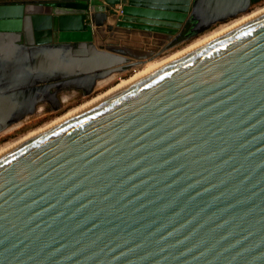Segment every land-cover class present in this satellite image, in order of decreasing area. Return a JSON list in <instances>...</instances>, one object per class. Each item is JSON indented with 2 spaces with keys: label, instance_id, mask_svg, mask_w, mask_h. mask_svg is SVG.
Segmentation results:
<instances>
[{
  "label": "water",
  "instance_id": "95a60500",
  "mask_svg": "<svg viewBox=\"0 0 264 264\" xmlns=\"http://www.w3.org/2000/svg\"><path fill=\"white\" fill-rule=\"evenodd\" d=\"M252 5L0 0V133ZM0 264H264V10L1 153Z\"/></svg>",
  "mask_w": 264,
  "mask_h": 264
},
{
  "label": "rangeland",
  "instance_id": "374dc122",
  "mask_svg": "<svg viewBox=\"0 0 264 264\" xmlns=\"http://www.w3.org/2000/svg\"><path fill=\"white\" fill-rule=\"evenodd\" d=\"M263 6H264V1L257 2V3H255V4H253L251 6V8L249 9V11L246 14L252 13L256 9H259V8H261ZM118 13H120V12H118ZM225 23L227 24L228 21L225 22ZM225 23H221L219 25H215L210 30L200 34L198 37H196L194 39H191V40H189L187 42L180 43V44L176 45L175 47L169 49L168 51H166L165 53H163L162 55L157 57L156 59L163 58V57H165V56H167L169 54H172V53H174L176 51L182 50L183 48L188 46L190 43H192L193 41H195L199 37H202V36L208 34L209 32H212V31L218 29L219 27H221V25L223 26ZM143 67L144 66L140 65V66H138V67H136L134 69L128 70L127 72H125L122 75H115L111 79L99 83L96 86V88L93 91V93L89 97L80 98V99H78L76 101L65 102L62 105V107L58 111H55V112H51V113H47V114H39V113L37 114L36 113V114L32 115L31 117L27 118L25 121H23L18 126L12 128L10 130H7V131H5L3 133H0V149L4 145L12 143V142L24 137L29 132H32V131H34V130L46 125L47 123H49L52 120L56 119L57 117L63 115L67 111H69V110H71V109H73V108H75V107L87 102L88 100L92 99L93 97H95L97 95H100L101 93L107 91L108 89H110L111 87L116 85L120 80L128 79L129 77H131L134 73H136L138 70L142 69Z\"/></svg>",
  "mask_w": 264,
  "mask_h": 264
},
{
  "label": "bare ground",
  "instance_id": "6f19581e",
  "mask_svg": "<svg viewBox=\"0 0 264 264\" xmlns=\"http://www.w3.org/2000/svg\"><path fill=\"white\" fill-rule=\"evenodd\" d=\"M264 10V6L259 8V9H256L255 11H253L252 13H249V14H245V15H241L240 17L228 22L227 24L225 23L223 26L221 25V27H219L218 29L212 31V32H209L208 34L202 36V37H199L198 39H196L195 41H193L192 43H190L188 46H186L185 48H183L182 50L180 51H176L172 54H169L163 58H160V59H152V60H149V61H145L142 66H144L142 69L138 70L136 73H134L131 77H129L128 79H124V80H120L116 85H114L113 87H111L110 89H108L107 91L101 93L100 95H97L95 97H93L92 99L88 100L87 102L67 111L66 113H64L63 115L57 117L56 119L52 120L51 122L47 123L46 125L32 131V132H29L27 135H25L24 137L12 142V143H9V144H6L4 145L3 147H1L0 149V154L5 152L6 150L10 149L11 147L21 143L22 141L26 140L27 138L39 133L40 131L44 130L45 128L49 127L50 125L60 121L61 119L73 114L74 112L86 107L87 105L103 98L104 96L116 91L117 89L131 83L132 81L144 76L145 74L149 73L150 71H152L153 69L157 68L158 66L164 64L165 62L171 60L172 58L186 52L187 50L211 39L212 37L220 34V33H223L227 30H229L230 28L236 26L237 24L253 17L254 15L262 12ZM138 67V66H137Z\"/></svg>",
  "mask_w": 264,
  "mask_h": 264
},
{
  "label": "flooded vegetation",
  "instance_id": "af4514ba",
  "mask_svg": "<svg viewBox=\"0 0 264 264\" xmlns=\"http://www.w3.org/2000/svg\"><path fill=\"white\" fill-rule=\"evenodd\" d=\"M253 1V4H255V3H257V2H261V1H264V0H252ZM245 15V14H244ZM234 20V19H233ZM229 21H231V20H228V22ZM227 22V21H226ZM225 23V22H224ZM219 24H221V23H218V24H216V25H219ZM81 98V95H80V92H77V93H75L74 95H72V96H67V95H60V97H59V99H61L60 101H61V105L59 106V107H57L58 109L56 110V111H58L61 107H62V105L65 103V102H68V101H76V100H78V99H80ZM36 107H37V110L35 111L37 114L39 113V114H47V113H51V112H55V111H50L51 110V106L49 105V104H43V103H38L37 105H36ZM35 113V114H36ZM16 127V126H15ZM12 128H14V127H11V128H9V130L10 129H12Z\"/></svg>",
  "mask_w": 264,
  "mask_h": 264
},
{
  "label": "built area",
  "instance_id": "2783aa9c",
  "mask_svg": "<svg viewBox=\"0 0 264 264\" xmlns=\"http://www.w3.org/2000/svg\"><path fill=\"white\" fill-rule=\"evenodd\" d=\"M40 1H65V0H40Z\"/></svg>",
  "mask_w": 264,
  "mask_h": 264
},
{
  "label": "crops",
  "instance_id": "0c3cea01",
  "mask_svg": "<svg viewBox=\"0 0 264 264\" xmlns=\"http://www.w3.org/2000/svg\"><path fill=\"white\" fill-rule=\"evenodd\" d=\"M35 1H40V0H35ZM42 2H54V1H42Z\"/></svg>",
  "mask_w": 264,
  "mask_h": 264
}]
</instances>
